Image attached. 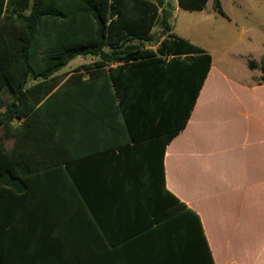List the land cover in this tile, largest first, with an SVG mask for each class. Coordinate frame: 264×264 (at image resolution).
Here are the masks:
<instances>
[{"label": "crops", "instance_id": "1", "mask_svg": "<svg viewBox=\"0 0 264 264\" xmlns=\"http://www.w3.org/2000/svg\"><path fill=\"white\" fill-rule=\"evenodd\" d=\"M197 46L211 54V69L163 159V141L182 127L195 93L197 77L187 63L172 65L160 80L150 70L126 85L120 98L109 87L73 84L37 106L66 107L55 111L52 123L67 126L69 170L63 165L30 177L38 198L22 201L16 216L9 211L12 201H0L5 222L34 223L35 229L34 246L21 245L9 264H60L61 255L68 264H118V251L107 247L75 182L113 239L132 230L124 226L143 222L140 210L155 202L157 190L163 194L165 184L199 215L215 264H264V60L229 48L218 58ZM89 57L84 65L97 60ZM164 60L167 65L173 56ZM117 107H124L130 134L141 136L128 139ZM4 140L13 146L14 138Z\"/></svg>", "mask_w": 264, "mask_h": 264}, {"label": "trees", "instance_id": "2", "mask_svg": "<svg viewBox=\"0 0 264 264\" xmlns=\"http://www.w3.org/2000/svg\"><path fill=\"white\" fill-rule=\"evenodd\" d=\"M178 1L183 10L201 11L210 0ZM213 2L214 9L226 17L221 0ZM173 14L174 6L167 0H0V91L9 88L12 96L0 110V130L6 138H14L9 148L0 136V201H12V215L21 210L22 201L38 198L30 177L63 165L69 170L67 126L52 123L57 118L55 111L61 113L66 107L37 106L62 95L73 84L82 89L109 87L120 98L126 85L146 77L150 70L160 80L172 71V65L187 63L197 77L195 93L182 127L163 141V159L167 144L187 123L212 64L210 53L173 33ZM88 56L97 60L71 76L57 74L70 61ZM168 56L173 60L165 65ZM249 65L256 68L253 61ZM261 70L264 73V63ZM117 109L124 116L128 139L141 136L130 134L124 107ZM74 184L107 247L118 251L114 262L215 264L199 215L165 184L163 194L157 190L155 202L140 210L143 222L124 226L132 230L120 239L111 238L88 194ZM6 220L0 203V264H9L11 253L21 245L31 249L35 243L34 223L9 224ZM58 261L71 263L64 255Z\"/></svg>", "mask_w": 264, "mask_h": 264}, {"label": "rangeland", "instance_id": "3", "mask_svg": "<svg viewBox=\"0 0 264 264\" xmlns=\"http://www.w3.org/2000/svg\"><path fill=\"white\" fill-rule=\"evenodd\" d=\"M173 4L174 9L178 0H167ZM227 17L221 16L213 7L210 0L201 12L177 10L171 21L174 31L191 39L197 45H204L213 54L220 58L224 49L233 51H253L258 60H264V51L261 52V43H264V0H221ZM245 30L248 33L245 34ZM158 36L159 28L155 31ZM91 57L76 58L69 62L60 73L69 72L80 68L84 63L90 62ZM12 96L9 88L0 91V110L11 102ZM4 138V132L0 130Z\"/></svg>", "mask_w": 264, "mask_h": 264}]
</instances>
